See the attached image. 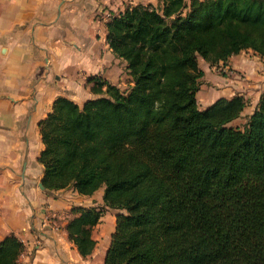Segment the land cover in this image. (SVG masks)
I'll list each match as a JSON object with an SVG mask.
<instances>
[{"label":"trees","instance_id":"1","mask_svg":"<svg viewBox=\"0 0 264 264\" xmlns=\"http://www.w3.org/2000/svg\"><path fill=\"white\" fill-rule=\"evenodd\" d=\"M112 52L133 85L99 76L81 105L58 96L39 121L38 161L47 190L71 187L121 209L102 264H264V90L242 126L243 95L200 109L210 65L242 50L264 59V0H157L127 5L105 22ZM67 222L79 253L95 245L103 208L78 207ZM24 244L0 241V264Z\"/></svg>","mask_w":264,"mask_h":264},{"label":"crops","instance_id":"2","mask_svg":"<svg viewBox=\"0 0 264 264\" xmlns=\"http://www.w3.org/2000/svg\"><path fill=\"white\" fill-rule=\"evenodd\" d=\"M156 0H0V241L15 235L24 244L19 264H102L109 240L95 232L107 214L103 188L91 195L71 187L47 190L40 186L44 168L39 121L58 96L81 105L98 94L88 78L99 76L120 86L124 62L106 40L107 12ZM224 74L209 86L207 70L196 92L200 109L235 94L249 97L255 108L264 90V59L242 50L222 63ZM247 106L243 109L245 112ZM105 207L92 228L95 245L83 257L68 238L73 208Z\"/></svg>","mask_w":264,"mask_h":264},{"label":"rangeland","instance_id":"3","mask_svg":"<svg viewBox=\"0 0 264 264\" xmlns=\"http://www.w3.org/2000/svg\"><path fill=\"white\" fill-rule=\"evenodd\" d=\"M138 4V3H137ZM157 4V0L154 1L153 5H156ZM122 62H124V70H125V75L123 76V79H122V82L120 83V86L119 89L121 91H127L131 88V86L133 85V78L132 76L128 73V70H127V62L120 58ZM198 64H199V67L202 68L203 67H207V65H209V68L211 70H207V78L206 79V82H208L207 84L203 85V89L205 88L204 86H209L210 83H212L214 81V79L218 76V75H222L225 73V71L223 70V65L222 63H219L218 65H210L209 63H207L203 58H201L200 56L198 57ZM205 80H202V77L199 79V89L202 88V86H200V84L203 82L204 83ZM263 91V90H262ZM261 91V92H262ZM261 94V93H260ZM253 98L252 97H249L248 96V99L246 100V109H245V112H243V114H241L239 117H237L236 119H234L230 125L232 126H242V124L246 121V117L251 108L250 106L252 105V103H250V100H252ZM258 102V101H257ZM100 208H103V214H105V210L106 208L105 207H100ZM119 212H124V210H121V209H117V212L116 213H119ZM114 218L112 215L110 214H107L106 217H105V220L102 222V224L99 226V228L97 227V229L95 230V232H97L98 234L101 232V235L103 236L102 240H104L105 242L107 240H109L108 236H109V232L110 230L112 229L113 230V227L115 225V222H113Z\"/></svg>","mask_w":264,"mask_h":264},{"label":"built area","instance_id":"4","mask_svg":"<svg viewBox=\"0 0 264 264\" xmlns=\"http://www.w3.org/2000/svg\"><path fill=\"white\" fill-rule=\"evenodd\" d=\"M112 16L109 12H107L106 17L109 19Z\"/></svg>","mask_w":264,"mask_h":264},{"label":"water","instance_id":"5","mask_svg":"<svg viewBox=\"0 0 264 264\" xmlns=\"http://www.w3.org/2000/svg\"><path fill=\"white\" fill-rule=\"evenodd\" d=\"M40 186L43 187L42 183H40Z\"/></svg>","mask_w":264,"mask_h":264}]
</instances>
